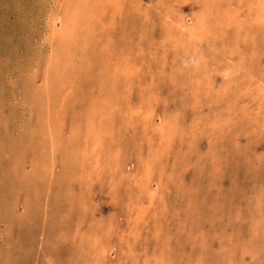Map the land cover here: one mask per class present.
Returning a JSON list of instances; mask_svg holds the SVG:
<instances>
[{"label": "rangeland", "instance_id": "374dc122", "mask_svg": "<svg viewBox=\"0 0 264 264\" xmlns=\"http://www.w3.org/2000/svg\"><path fill=\"white\" fill-rule=\"evenodd\" d=\"M0 264H264V0H0Z\"/></svg>", "mask_w": 264, "mask_h": 264}]
</instances>
